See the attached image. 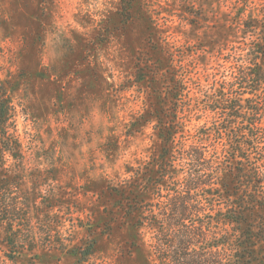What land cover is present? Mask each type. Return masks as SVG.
Listing matches in <instances>:
<instances>
[{
  "label": "rangeland",
  "instance_id": "rangeland-1",
  "mask_svg": "<svg viewBox=\"0 0 264 264\" xmlns=\"http://www.w3.org/2000/svg\"><path fill=\"white\" fill-rule=\"evenodd\" d=\"M263 24L264 0H0V79L15 86L22 143L7 164L24 203H38L25 221L37 237L15 263L0 244V264H156L153 230L103 192L150 166L172 115L179 140L209 122L205 95ZM93 238L80 263L71 249Z\"/></svg>",
  "mask_w": 264,
  "mask_h": 264
},
{
  "label": "trees",
  "instance_id": "trees-1",
  "mask_svg": "<svg viewBox=\"0 0 264 264\" xmlns=\"http://www.w3.org/2000/svg\"><path fill=\"white\" fill-rule=\"evenodd\" d=\"M244 51L247 58L231 64L229 78L205 95L209 122L180 141L182 127L172 115L159 128L164 145L150 166L103 192L126 223L153 230L156 264H264V24ZM173 80V98L180 101L182 87ZM14 88L0 79V244L8 246L5 255L13 263L28 248L23 237H37L25 221L38 204L30 198L24 203L19 172L7 164L22 157ZM96 244L93 238L71 251L85 263ZM128 248L137 251V240Z\"/></svg>",
  "mask_w": 264,
  "mask_h": 264
}]
</instances>
